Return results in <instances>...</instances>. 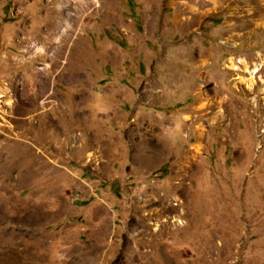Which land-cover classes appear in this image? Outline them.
Here are the masks:
<instances>
[{"label":"rangeland","instance_id":"rangeland-1","mask_svg":"<svg viewBox=\"0 0 264 264\" xmlns=\"http://www.w3.org/2000/svg\"><path fill=\"white\" fill-rule=\"evenodd\" d=\"M0 264H264V0H0Z\"/></svg>","mask_w":264,"mask_h":264},{"label":"bare ground","instance_id":"bare-ground-1","mask_svg":"<svg viewBox=\"0 0 264 264\" xmlns=\"http://www.w3.org/2000/svg\"><path fill=\"white\" fill-rule=\"evenodd\" d=\"M257 69L253 70L251 73L254 74L256 72Z\"/></svg>","mask_w":264,"mask_h":264}]
</instances>
